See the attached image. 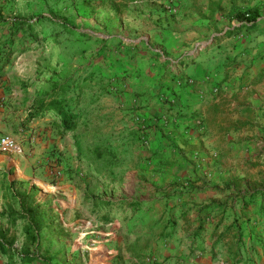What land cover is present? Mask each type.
Wrapping results in <instances>:
<instances>
[{
  "label": "rangeland",
  "instance_id": "obj_1",
  "mask_svg": "<svg viewBox=\"0 0 264 264\" xmlns=\"http://www.w3.org/2000/svg\"><path fill=\"white\" fill-rule=\"evenodd\" d=\"M27 1L42 26H28L31 30L25 32L16 30L12 22L16 17L30 16L25 10ZM231 1H223L224 12H219L223 16ZM205 2L0 0V82H5L9 96L22 95L27 117L33 120L31 127L22 125L23 131L31 129L23 132V137L17 134L22 131L16 132L20 141L11 136L15 150L0 149L18 160L8 167L0 166V173L14 178L15 187L34 184L40 199L52 203L49 220L56 227L52 230L51 224L43 229L39 245L32 247L38 259L24 263L18 255L24 240L22 222L8 227L0 217L5 241L14 237L13 250L5 249L7 256L0 251V264H184L178 256L159 258L168 249L164 243H172L170 254L178 249L188 251L190 241L203 243L208 224L193 237L194 220L182 224L177 214L181 206L177 193L194 190L192 183L199 176L197 163L201 158L195 152L186 155L189 151L179 147L174 130L167 128V122H159L161 116L147 124H132L133 116L115 113L113 98L141 95L144 90V94H150L146 86L138 93L135 86L125 82L119 86L116 82L117 77L120 81L130 74L128 68L118 70V62L130 58L135 45L162 50L171 35L174 38H167L166 48H176L180 39L186 49L171 63L195 61L201 52L204 61L209 60L213 33H220L216 36L219 43L224 34L221 31L225 27L231 30L240 22L232 24L218 15L214 25V15ZM247 34L252 37V33L243 31ZM233 61L242 62L236 58ZM214 89L218 92L220 87ZM53 97H65L70 104L78 118L75 132L63 133L55 114H33L35 103L41 100L44 104ZM3 100L0 97V104L6 103ZM230 115L222 119L229 121ZM239 130L247 132L243 135L245 146L241 141L233 150L221 151V157L228 161L226 168L233 169L241 180L228 196L232 204L241 190L244 194L264 191L262 134L252 124ZM214 154H207L210 162L217 160ZM96 163L107 170L97 172ZM221 169L218 183L225 178ZM93 197L112 204L94 208ZM134 202L140 205L138 209L131 206ZM192 214L188 219L195 218ZM225 215L227 221L236 217L243 229V258L233 263L264 264V194L248 206L231 207ZM195 254L197 251L191 250L188 258Z\"/></svg>",
  "mask_w": 264,
  "mask_h": 264
},
{
  "label": "crops",
  "instance_id": "obj_2",
  "mask_svg": "<svg viewBox=\"0 0 264 264\" xmlns=\"http://www.w3.org/2000/svg\"><path fill=\"white\" fill-rule=\"evenodd\" d=\"M205 1L206 6L210 7L209 12L214 15L212 19L214 25L217 23L216 16L218 15H220L219 18L227 19L234 24V21L237 20L227 16L232 7L246 8L264 3V0H243L242 2L234 0L225 7L226 13L223 16L219 12H224V7L223 10L221 7L224 0ZM260 19L256 29L250 34L252 37L248 34L243 35L245 30L230 35L225 34L227 30L225 27L221 31L224 34L219 37L221 41L218 43L216 36L220 33H213L215 34L214 43L208 48V61H204L201 52L195 61L190 60L184 63L177 60L176 63H171L173 57L184 53L186 49L178 39L176 48L169 50L167 38H174L170 35L166 38L162 50L135 45L131 49L133 55L129 54L130 58L121 59L118 62V70L123 71L126 68L130 70V74L125 79L122 78L119 81V77L116 78L118 85L121 86L124 82L133 85L138 93L140 92L138 89L146 86L149 88L150 94H144V90L142 94L140 93L141 95L124 94L113 98L115 113L119 116L125 113L133 116L135 123L132 124L136 125L138 122L150 123L153 117L161 116V119H158L159 122L162 124L167 122L168 124H165L167 128L174 130L180 139L179 147L189 151L186 155L195 152L201 158V163H197L200 167L199 176L193 179L196 182L192 183L194 190L191 193L184 190L177 193V200L181 202L179 213H177L181 216V223L194 220L192 225L194 232L200 223L198 217L203 205L210 201L223 204L221 210L207 216L204 226L208 224L209 227H206L208 232L203 234L204 237L207 236L201 245L195 241L193 249L189 248L188 251L178 249L179 251L175 250L173 254H170L173 252L172 243L166 241L164 244L168 249H164V255L159 258L178 256L184 260V264H236L233 263L234 259L226 251V243L221 242L213 246L215 237L211 238V231L216 224L217 217L223 212L227 214L231 207L242 206L243 197H245L242 194L244 190H241L236 195L234 204L231 203V198L228 199L233 185L240 183L241 180L239 175L233 172V169L226 168L228 161L221 157V151L233 150V147L241 141L245 146L243 135L245 137L247 132L239 133V128L243 125L250 126L252 124L264 139V15ZM226 35L227 37H224ZM235 58L241 59L242 62L235 63L233 61ZM177 63H181V67ZM172 69L176 71V74ZM188 79L192 82H188ZM4 84V81L0 82V97L4 98L3 101L6 102L0 104V136L9 134L15 140L20 141L21 138L15 135L16 132L22 131L17 134L23 137V132L27 133L31 129L23 131L22 125L31 127L33 120L31 117H27L28 110L25 109L22 95L18 93L14 97L9 96L10 94H7L4 89ZM215 86L220 87L218 92L215 91ZM224 89L226 91H223ZM160 91L161 95H159ZM231 113L233 114L230 115V118L233 119L232 122H229L232 119L229 121L226 118L222 119L226 114ZM257 124L258 126H256ZM234 129L237 130L236 133ZM252 135L250 133L249 136ZM234 138L235 141H233ZM211 152L216 153V155L214 154V157L217 158L216 161L210 162L207 154ZM251 152L253 154V150ZM254 154L256 155V153ZM224 155L227 154L224 153ZM15 162L18 160L14 157L11 158L9 153L0 152V166L8 167L11 164H16ZM187 164L190 166L189 162ZM221 168H224L222 175L225 178L218 183L217 178ZM13 179L8 173L5 175L0 173V211L6 210L8 204H11L15 209L18 208V203L6 191L5 186ZM215 187H219L221 190H216ZM41 202L45 207L50 205L52 208L51 202L46 200H41ZM185 205L190 207H184ZM191 212L195 214H192L195 216L194 219H188ZM1 219L7 224L6 218ZM18 221H21L23 225L22 220ZM190 242L192 244L193 241ZM181 247L183 248V246ZM199 247L201 250L198 249ZM191 250L197 251V254L188 258ZM8 252L3 254L7 256Z\"/></svg>",
  "mask_w": 264,
  "mask_h": 264
},
{
  "label": "trees",
  "instance_id": "obj_3",
  "mask_svg": "<svg viewBox=\"0 0 264 264\" xmlns=\"http://www.w3.org/2000/svg\"><path fill=\"white\" fill-rule=\"evenodd\" d=\"M134 1V0H127ZM26 14H30L27 17H16L12 24L16 30H31V25H39L40 17L32 12L30 2H25ZM264 5H254L246 8L241 7H232L227 16L230 19H236L240 22L237 27H233L231 30H226L225 34H233L238 31L245 30L248 33L253 32L258 23L260 22V17L262 16ZM66 27L64 26V29ZM68 104L64 98L56 99L51 98L47 103H41V100L38 103L34 104L33 114L35 116L41 114H55L57 116L58 126L63 133L65 132H75L78 127V118L69 108ZM95 170H107L106 167H102L100 164L96 163L94 165ZM98 172V171H97ZM216 190H221L219 187H215ZM11 197L15 202L18 203V208L15 209L11 204L7 205V209L0 211V217L6 218L8 227H12L16 224L18 220L23 221L22 232L24 233L23 245L18 251L19 258L24 263H32L38 259L35 249L39 242L40 233L43 229L48 228L52 224L53 228H56L55 225L49 220V213L53 212V207L50 205L45 207L41 200L39 199L38 193L36 191V186L32 184L29 187L21 188L15 187L14 181H10L6 187ZM261 193V194H260ZM243 196V205L247 206L249 202H252L256 199L258 195H263V192L252 191L242 193ZM112 203L105 199L92 198V205L94 208H107ZM131 206L139 208L140 205H137L136 202L132 203ZM223 204L217 201H210L207 204L203 205L199 212V226L193 232V237L198 235L201 228H205L204 224L206 223L207 216L211 215L213 212L222 209ZM204 230V229H203ZM6 231L0 229V251L6 253L5 249L9 252L13 250L14 237H11L5 241ZM168 236V235H166ZM215 237L213 246L218 243H226V251L229 256L234 259V262L241 261L243 258L244 251L242 247L244 246L243 242V229L242 224L233 217L227 221V217L223 212L219 217H217L216 224L214 225L211 231V238ZM234 240V241H233ZM192 242L190 248H194Z\"/></svg>",
  "mask_w": 264,
  "mask_h": 264
},
{
  "label": "built area",
  "instance_id": "obj_4",
  "mask_svg": "<svg viewBox=\"0 0 264 264\" xmlns=\"http://www.w3.org/2000/svg\"><path fill=\"white\" fill-rule=\"evenodd\" d=\"M189 82H192L189 79ZM0 149L6 151H13L16 149V142L15 140L9 135H2L0 136Z\"/></svg>",
  "mask_w": 264,
  "mask_h": 264
}]
</instances>
